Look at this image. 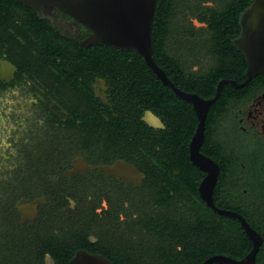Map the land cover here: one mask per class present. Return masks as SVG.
Masks as SVG:
<instances>
[{"label":"flooded vegetation","instance_id":"flooded-vegetation-1","mask_svg":"<svg viewBox=\"0 0 264 264\" xmlns=\"http://www.w3.org/2000/svg\"><path fill=\"white\" fill-rule=\"evenodd\" d=\"M247 1H170L152 57L175 89L210 99L220 80L245 73L232 44L241 11L235 19V9L226 16L223 8ZM90 33L58 9L39 17L0 0V264L39 256L57 264L60 243L68 264L80 249L110 264L245 256L248 234L219 210L258 231L251 190L264 163L252 149L264 143V73L241 87L224 83L200 124L197 105L136 52L85 45ZM200 129L197 151L218 166L214 207L199 191L205 172L190 157ZM21 199L37 201L33 218H23Z\"/></svg>","mask_w":264,"mask_h":264},{"label":"water","instance_id":"water-1","mask_svg":"<svg viewBox=\"0 0 264 264\" xmlns=\"http://www.w3.org/2000/svg\"><path fill=\"white\" fill-rule=\"evenodd\" d=\"M30 8L39 17L48 16L52 9H58L78 22L85 25L90 35L85 45L109 44L113 47L136 52L158 79L166 84L170 83L164 70L152 57L151 30L156 17L158 0H14ZM239 34L232 39L233 46L243 55L246 61L245 78L241 82L233 79H222L216 86V91L210 99L200 100L187 96L175 89L176 94L197 105L200 124L206 108L219 94L224 83L241 87L257 74L264 73V0H252L238 15ZM202 137V129L197 131L191 142V160L205 172L200 182L199 191L205 202L212 203V189L218 172L217 164L209 157L199 153L197 147ZM37 201L21 199L16 206L23 213V218L35 216ZM220 213L230 215L239 220L248 234L252 247L240 259L225 255H213L202 264L212 262L219 264H257L256 253L262 242L258 231L253 229L244 218L235 212L219 210ZM70 264H110L102 256L90 255L80 249L70 259Z\"/></svg>","mask_w":264,"mask_h":264},{"label":"trees","instance_id":"trees-1","mask_svg":"<svg viewBox=\"0 0 264 264\" xmlns=\"http://www.w3.org/2000/svg\"><path fill=\"white\" fill-rule=\"evenodd\" d=\"M171 0H158V7L156 10V17H155V21H154V25L152 27L151 30V35H152V40H153V45H154V37H155V32L158 30V28L160 27L162 21H163V17L165 15V11L168 9V6L170 4ZM250 1H247L244 5L241 6H236V7H225L223 8L224 10V15L228 16L230 13H232V10L235 9V14H234V18H237V14L243 10L246 6H248ZM224 16V17H226ZM156 60V59H154ZM142 62V60H140ZM169 62L174 63V59L169 58L168 59ZM173 76L176 74L175 68H173ZM171 76V77H173ZM220 76H226L224 74L220 75ZM237 82L242 81L245 78L244 75V69H242L241 71V75L240 76H235L233 77ZM225 87L228 88H232V86H230L229 84H226ZM264 143L261 142V144H259V141H257L256 144L253 145V149H252V159L255 161V163L258 165L259 162L264 163ZM251 194H252V199H251V211H252V224H257L258 225V232L261 235V237L263 238V242L262 245L258 248V251L256 253V261L257 264H264V172L261 171H257L254 174L253 180H252V190H251ZM67 248V245L60 243L57 245L56 249H58V251L56 252L62 257V258H58L57 264H68V260L70 255H68L67 253H62L64 248ZM65 248V249H66ZM39 251H37L35 253L38 254ZM41 254V253H40ZM53 254V253H52ZM54 255V254H53ZM54 257H56L54 255ZM28 264H43L41 262L40 256L37 257L36 260H33L32 262H29Z\"/></svg>","mask_w":264,"mask_h":264}]
</instances>
